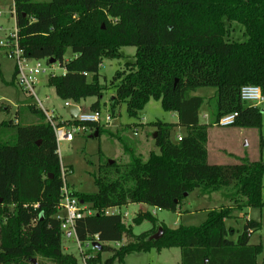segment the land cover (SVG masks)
<instances>
[{"label":"trees","instance_id":"16d2710c","mask_svg":"<svg viewBox=\"0 0 264 264\" xmlns=\"http://www.w3.org/2000/svg\"><path fill=\"white\" fill-rule=\"evenodd\" d=\"M13 9L23 55L47 63L54 59L64 68L47 79L63 101L78 105L96 97L89 110L99 111L107 87L99 82L102 60L119 58L122 46H134V61L125 62L108 83L114 89L110 115L124 103L127 115L137 117L152 98L178 117L177 123H152L158 152L143 159L126 149L128 162L100 166L95 193L70 190L93 211L75 221V239L101 244L100 250L90 247L93 255L84 258L85 264L122 263L129 253L170 247L180 249V264H259L264 247L249 239L260 221L245 218L232 240L234 228L226 220L246 208L264 207V160L209 163L205 143L208 125L230 113H236L233 127L261 125L262 111L242 102L239 92L244 85L264 91V0H14ZM233 23L242 26L244 40L232 38ZM67 52L70 58L64 61ZM16 75L14 67L12 79ZM202 87L215 89L208 124L199 119L205 97L193 94ZM28 109L42 119L0 122V264H78L62 247L63 181L53 129L39 109ZM177 125L186 131L173 141ZM86 126L97 134L102 129L93 122ZM194 190L200 196L218 194L230 204L209 209L198 226L162 224L157 239L158 226L134 235L121 213H105L128 203L176 211ZM143 219L155 221L152 213L139 212L133 222ZM103 252L111 253L104 262Z\"/></svg>","mask_w":264,"mask_h":264},{"label":"rangeland","instance_id":"374dc122","mask_svg":"<svg viewBox=\"0 0 264 264\" xmlns=\"http://www.w3.org/2000/svg\"><path fill=\"white\" fill-rule=\"evenodd\" d=\"M49 1V0H37ZM14 0H0V40L3 41L6 36L15 29V20L12 12ZM234 32L232 38L244 40L243 28L240 24L233 23ZM134 46H122L119 49L121 57L104 58L99 67V82L107 85L103 89L100 103L101 131L93 136L95 129L86 128L74 136L71 142L61 141L58 144V155L60 163L65 167L66 176L64 182L68 188L74 192L95 193L97 185L95 178L99 174L101 165L115 161L117 164L129 161V154L126 149L133 150L146 159L150 151L158 152L154 144L155 127L152 125L155 121L166 123H177V114L173 111L164 110L160 100L150 99L137 117L127 115L126 106L120 103L115 107L114 116L109 124L104 123L106 114H111L110 98L114 95V89L108 86V83L114 73L124 67L125 62L134 61ZM70 58V53L64 55V61ZM40 63L44 72L37 74L34 83V94L20 86L17 80L12 79L15 62L9 58L4 48L0 47V122L11 121L20 125L35 123L42 119L39 112H31L28 109L32 105L44 114L46 109L55 120L67 121L73 117L67 112L65 101L59 98L52 86L47 83L48 76L64 73V68L59 62L48 64L46 59H29L28 64L34 66L36 62ZM205 97L206 103L201 107L199 119L201 123L208 124L213 120L215 112L216 97L215 89L211 87L198 88L195 93ZM96 97H88L78 103L79 113L88 114L90 105L96 101ZM262 111L260 127L241 128L231 126L221 127L217 125H208L207 141V159L209 163L228 164L238 161L241 157H247L251 160H264V103L257 105ZM205 114V115H204ZM204 115V116H203ZM14 127H9V131L14 132ZM229 129V131H228ZM185 128L175 126L171 133V139L176 141V137L185 134ZM136 132V133H135ZM93 134V135H92ZM262 142V143H261ZM226 151V152H224ZM231 152L227 153V152ZM239 157V159H237ZM262 199H264V177H262ZM230 202L224 201L218 194L200 196L198 190L189 193L178 206L176 211L159 209L145 203H128L120 207L111 208L114 213H121L123 221L130 224L132 233L139 235L152 229L154 226L164 224L169 228H175L179 225H200L206 218L207 211L212 208H218L220 205H229ZM240 213L235 212L236 218L226 220L228 226L234 228L233 234L228 237L236 239L237 234L242 230L245 218L260 220L261 228L255 231L249 239L252 244L260 243L264 247V207L250 208ZM139 212L153 213L155 221L143 219L139 223H134L133 218ZM59 214L61 211L59 210ZM64 230L62 234V247L66 253H71L77 258L78 264H85L86 256L93 255L90 246L86 242L81 243L79 247L74 234L66 235ZM125 240L121 241L123 244ZM117 248L114 242L108 243ZM90 252V254H87ZM111 255L110 252L102 253L103 262ZM41 259V258H40ZM180 249L177 247L163 248L161 250L150 249L148 251H138L127 254L122 263L117 260L112 264H180ZM259 264L264 262V250L257 256Z\"/></svg>","mask_w":264,"mask_h":264},{"label":"built area","instance_id":"2783aa9c","mask_svg":"<svg viewBox=\"0 0 264 264\" xmlns=\"http://www.w3.org/2000/svg\"><path fill=\"white\" fill-rule=\"evenodd\" d=\"M14 15V11L12 12ZM0 47L4 48L9 58H12L15 62L17 75L16 80L20 86L25 90H28L34 94V83L36 82L37 74L44 72L45 69H41L40 63L37 61L34 66L28 64V58L23 55V50L18 45L17 28L9 33L6 38L1 41ZM53 75V74H51ZM240 100L246 104L257 106L264 103V91L256 85H244L240 88ZM65 106L73 105L69 102H65ZM78 106V105H77ZM79 108V107H78ZM46 121L51 125L55 137V142L58 149V144L61 141L71 142L74 136L87 128V123L93 122L100 124L101 117L99 111H90L88 114H80L79 111L75 117L68 121H57L54 117L43 109ZM205 115V114H204ZM203 115V116H204ZM236 113H230L224 115L218 119L214 124L221 127L232 126L235 120ZM112 120L110 114H106L104 117V123L109 124ZM136 133V132H135ZM181 136H177V140H180ZM66 169L60 163V173L63 181L61 188V199L58 204V208L61 211V228L69 233L74 234L75 221L81 218L83 215L92 214L93 211L87 206L79 202V200L70 193V189L64 182L66 176ZM105 213H114L111 208L106 209ZM153 214V213H152ZM79 247L80 243L77 241ZM117 246L119 243H115ZM86 245L92 246V242H87Z\"/></svg>","mask_w":264,"mask_h":264},{"label":"water","instance_id":"95a60500","mask_svg":"<svg viewBox=\"0 0 264 264\" xmlns=\"http://www.w3.org/2000/svg\"><path fill=\"white\" fill-rule=\"evenodd\" d=\"M54 62H55L54 59H50L48 63H49V64H52V63H54ZM78 111H79V108H78V106L75 105V104L70 105V106L67 107V112H68L72 117H75V116L77 115ZM96 135H97V131L94 133L93 136H96ZM111 162H113V161L110 160L109 163H111ZM161 234H162V229H161V227H159L158 230H157V232L153 235V238H154V239H157L158 237H160ZM92 246L95 247V248H97V249H99V250L101 249V244H100L98 241H94V242L92 243Z\"/></svg>","mask_w":264,"mask_h":264},{"label":"crops","instance_id":"0c3cea01","mask_svg":"<svg viewBox=\"0 0 264 264\" xmlns=\"http://www.w3.org/2000/svg\"><path fill=\"white\" fill-rule=\"evenodd\" d=\"M231 128H232V126H231ZM238 129H241V128H237V129H232V131H235V130H238ZM228 131H229V129H228ZM224 152H226V151H224ZM227 153H230L231 154V152H227ZM208 160V159H207ZM209 162V161H208ZM246 209H250V208H246ZM248 210H247V213H248ZM250 216H247L246 218H249ZM252 218V217H251ZM260 221V220H259ZM261 223V222H260ZM66 235L69 237V236H71V234L69 233V232H67L66 233Z\"/></svg>","mask_w":264,"mask_h":264}]
</instances>
